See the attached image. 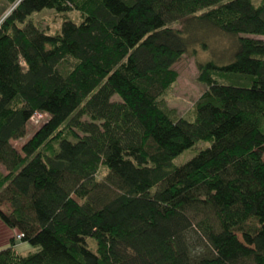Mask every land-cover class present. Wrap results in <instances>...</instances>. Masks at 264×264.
I'll return each instance as SVG.
<instances>
[{
    "label": "trees",
    "instance_id": "trees-1",
    "mask_svg": "<svg viewBox=\"0 0 264 264\" xmlns=\"http://www.w3.org/2000/svg\"><path fill=\"white\" fill-rule=\"evenodd\" d=\"M7 1L0 222L15 234L0 264H264V42L252 38L264 0ZM43 9L81 21L48 35L25 23ZM208 27L233 51L198 64L205 90L190 120L177 117L163 102L171 67ZM36 113L45 120L17 151Z\"/></svg>",
    "mask_w": 264,
    "mask_h": 264
},
{
    "label": "rangeland",
    "instance_id": "rangeland-1",
    "mask_svg": "<svg viewBox=\"0 0 264 264\" xmlns=\"http://www.w3.org/2000/svg\"><path fill=\"white\" fill-rule=\"evenodd\" d=\"M259 2L260 0H252V3L255 6H257ZM13 7L14 5L10 4L7 0H0V23L10 13ZM64 19H69L75 24H79L81 21V18L76 11L57 13L53 9H43L39 12L32 13L26 19L25 23H32L46 34L53 35L59 32ZM184 24L185 22L181 21L179 23L171 24L169 27L181 31ZM194 38L195 41L189 45L187 52L172 65L171 69L176 72L177 78L175 83L163 97V102L168 109L174 110L177 117H183L188 120L193 117V106L205 90V86L198 80V64L210 60L215 61L217 64L225 63L229 60L230 53L234 48V38H231L212 27L200 29L196 32ZM252 38L264 42V36H253ZM202 43L206 46H202ZM112 100L120 101L116 96L113 97ZM44 120L36 118L33 121H29L26 125L25 135L20 139L11 140V145L17 151H20L21 146L32 136L35 130L41 126ZM207 146L208 144L204 142L196 143L191 148L183 151L175 157L172 160V165L180 166L184 164ZM0 171L5 173L1 166ZM105 173V169L100 168L98 178L104 176ZM1 206L4 211L8 209L6 203ZM14 234V230L7 229L0 222V250L7 247L9 239ZM90 246L93 247L94 244L90 243ZM14 249L21 255H26L33 250L30 245L17 240V238Z\"/></svg>",
    "mask_w": 264,
    "mask_h": 264
},
{
    "label": "built area",
    "instance_id": "built-area-1",
    "mask_svg": "<svg viewBox=\"0 0 264 264\" xmlns=\"http://www.w3.org/2000/svg\"><path fill=\"white\" fill-rule=\"evenodd\" d=\"M39 117V118H38ZM46 115L40 114V113H36L33 115V117L30 119V121H33L34 119H45ZM22 237V235H18L16 238L19 240Z\"/></svg>",
    "mask_w": 264,
    "mask_h": 264
}]
</instances>
